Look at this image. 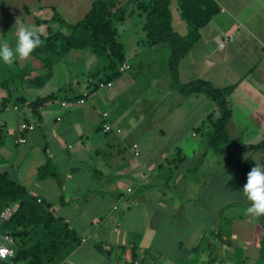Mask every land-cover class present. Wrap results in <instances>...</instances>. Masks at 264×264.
Listing matches in <instances>:
<instances>
[{
    "label": "crops",
    "instance_id": "obj_1",
    "mask_svg": "<svg viewBox=\"0 0 264 264\" xmlns=\"http://www.w3.org/2000/svg\"><path fill=\"white\" fill-rule=\"evenodd\" d=\"M93 1L0 0V41L14 46L22 24L49 36L62 28L56 15L74 24ZM215 1L220 11L200 28L199 39L178 63V78L234 85L227 97L226 131L241 146L229 148V164L207 147L205 121L218 110L203 94L183 96L165 82L162 99H131L127 86L133 79L124 75L88 94L89 74L97 63L87 49H71L55 60L47 78V69L33 55L12 65L0 63V171L50 203L81 238L60 264H131L133 259L258 264L262 228L246 214L249 202L240 191L245 183L234 164L246 159L264 163V144L249 148L264 140V0ZM170 9L173 29L186 34L176 1ZM140 31L139 19L132 31V55H125L130 67L146 66L155 58L151 50H159L142 43L139 51ZM125 32L118 29L124 51ZM228 36L231 40L219 47ZM35 77L44 84L35 85ZM68 83V94H87L83 102L61 94L43 106L29 105ZM21 122L33 128L21 130ZM104 123L111 127L107 132ZM42 168L47 174L39 178Z\"/></svg>",
    "mask_w": 264,
    "mask_h": 264
},
{
    "label": "trees",
    "instance_id": "obj_2",
    "mask_svg": "<svg viewBox=\"0 0 264 264\" xmlns=\"http://www.w3.org/2000/svg\"><path fill=\"white\" fill-rule=\"evenodd\" d=\"M173 1H176L180 16L187 25L184 35L176 32L171 25L170 5ZM219 11L220 7L215 0H95L88 12L74 24H68L56 15L55 20L62 28L49 36L41 35L43 44L31 55L41 60L47 69V78L52 74L55 60H63L69 50H90L97 63L94 71L89 74L87 93L90 94L101 88V83L107 84L125 71L120 70L126 57L118 39L116 23L123 21L127 15L137 14L143 31V38L139 41L148 46L170 48L167 62L168 86L183 96L203 94L217 107L216 117L210 114L207 116L205 127L208 130L203 134L207 147L225 157V162L229 164V148L241 146L234 143L226 131L231 116L227 97L234 85L215 87L200 78L182 83L178 78V63L199 39L200 28ZM33 82L35 85L44 84V80L38 77ZM69 86L68 83L54 93L34 99L29 105L32 108L43 106L61 94L71 101L87 97L86 93L74 96L68 94ZM263 144L264 140L249 148L255 149ZM253 164L251 159L234 164L236 176L244 183L247 182V174ZM39 172L38 177L43 178L47 169L42 168ZM8 175L0 171V215L7 207H16L8 219L0 217V234L12 237L15 254L12 258L0 259V264H60L81 243V238L55 215L50 203L33 196ZM256 219L262 228L258 264H264V216ZM96 246L101 248V243Z\"/></svg>",
    "mask_w": 264,
    "mask_h": 264
},
{
    "label": "rangeland",
    "instance_id": "obj_3",
    "mask_svg": "<svg viewBox=\"0 0 264 264\" xmlns=\"http://www.w3.org/2000/svg\"><path fill=\"white\" fill-rule=\"evenodd\" d=\"M126 17L127 18L125 21L117 22L116 26L118 27L119 30H121L122 28H124L126 30V32H125L126 35L124 37H121V40L123 41L124 48L126 49L124 51L125 55L127 57H130L132 55L130 50L133 49V47H134L133 39L135 38L134 34H132V31H133L134 27L138 24L140 17L137 14L127 15ZM131 34H132V36H131ZM142 38H143V31H140L137 40H140ZM142 43H143L142 41H141V43H139V47H140V48H138L139 51H141V49L143 47ZM151 52L155 55V58H154V60H149L146 64V66L140 65L139 63L132 64L130 69H127L124 72V74L120 75L121 78L124 76H127V77L133 79V82L130 81L128 86H127L128 87L127 90H129L128 91V93H129L128 97H130L131 99H139V95H140V99L143 101L145 98L151 99L152 101H154L155 98L162 99L167 93L165 82L168 83V77H169L167 62H168L169 55L171 53L170 48L169 47H166V49L159 48V50H156V51L151 50ZM151 52H150V50L148 51V53H151ZM122 75H124V76H122ZM157 76H160V77H158L160 82L156 86V84L154 83V79L157 78ZM162 78L165 80L161 81ZM62 86H64V85H62ZM168 101H169V99H167V98L162 100V102H165V103H167ZM133 104H135V102ZM128 105L129 104H126V106H128ZM148 106L149 105L145 106L144 108L147 109V108H149ZM97 108H98L99 112H102L103 107L101 105H98ZM78 118L81 119V116L79 115ZM240 181H239L238 188H241V183L243 182V181L242 182H240ZM239 195H240V192H239ZM239 199H240V196H239ZM238 211H240V208ZM241 213H242V210H241ZM14 254H15V250H14ZM12 257H8V258H12ZM5 259H7V258H5ZM135 260H137V259H135ZM140 262H142V260H140ZM143 262H145V261H143ZM145 263H147V262H145Z\"/></svg>",
    "mask_w": 264,
    "mask_h": 264
},
{
    "label": "clouds",
    "instance_id": "obj_4",
    "mask_svg": "<svg viewBox=\"0 0 264 264\" xmlns=\"http://www.w3.org/2000/svg\"><path fill=\"white\" fill-rule=\"evenodd\" d=\"M42 44L40 30L33 25L22 24L14 46H10L6 40L0 41V63L12 65L17 59H27ZM240 191L249 202L246 214L264 216V163L254 161L247 174V182ZM6 253L7 249H0V257Z\"/></svg>",
    "mask_w": 264,
    "mask_h": 264
},
{
    "label": "built area",
    "instance_id": "obj_5",
    "mask_svg": "<svg viewBox=\"0 0 264 264\" xmlns=\"http://www.w3.org/2000/svg\"><path fill=\"white\" fill-rule=\"evenodd\" d=\"M231 40V36H228L226 39H224L222 42L219 43V47H223L228 41ZM129 67V65L127 63H124L121 67L120 70H126L127 68ZM101 87H104V86H111V82H108L107 84H100ZM79 102H83V99H80ZM64 104V103H62ZM103 115H106V113H104ZM103 127V131L107 132L111 129L110 125L108 123H104L102 125ZM19 128L21 130H25V129H32L33 126L32 125H29V124H26L25 122H21L20 123V126ZM20 141H25V139H21ZM133 148H134V153L137 154L138 151H137V146L134 144L133 145ZM131 189L129 188L128 191H130ZM13 212V208H5L2 212H1V215L0 217L4 220L8 219L10 217V215L12 214ZM0 249H7V253L4 257H0V259H5V258H8V257H12L14 255V249H13V239L12 237L9 235V234H5L2 236V240L0 241ZM131 264H147L145 262H140L138 260H131L130 261Z\"/></svg>",
    "mask_w": 264,
    "mask_h": 264
}]
</instances>
